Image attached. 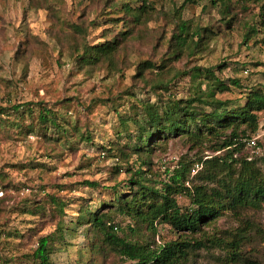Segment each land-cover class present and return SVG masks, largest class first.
Here are the masks:
<instances>
[{
    "label": "rangeland",
    "instance_id": "1",
    "mask_svg": "<svg viewBox=\"0 0 264 264\" xmlns=\"http://www.w3.org/2000/svg\"><path fill=\"white\" fill-rule=\"evenodd\" d=\"M143 1L148 6V20L141 26L134 25L124 5L134 10L144 5ZM259 5L253 0H232L237 21L227 27L229 18L219 15L210 0H0V108L20 104L17 117L29 116L30 110L33 121L42 107L40 103H44L65 130L57 140L50 130L44 136L34 131L0 137V264H34L32 253L37 240L45 236L56 238L50 264H130L120 263L110 251L92 255L84 239L88 225L74 224L82 199L94 211L103 208L104 201H112L113 186L120 192L127 191V175L123 171L116 174V160L103 159L100 149L124 144L123 123L134 130L128 118L144 102L193 99L192 107L209 114L222 110L216 109L214 100L226 102L231 110L245 104L250 90L264 92V27L258 23ZM181 6L182 20L201 28L209 26L212 35L204 41L200 53L191 59L172 61L169 68H211L226 90H213L210 80L194 75L176 78L167 91L153 90L155 75L162 73L147 69L143 77L138 75L139 63L159 65L162 58L169 57L165 44L172 14ZM79 18L92 24L85 35L88 44L98 48L106 45L107 55L88 70H81L72 62L64 41V36L70 35L69 26L79 24ZM252 27L258 31L245 41ZM128 29L133 35L125 33ZM117 34L121 36L117 38ZM260 118L264 119V111ZM74 121L81 131L90 132L92 143H80L72 134L69 126ZM165 141L166 150L155 149L152 164L141 169L142 175L159 187L160 181L170 177L181 161L190 168L195 162L191 180L200 169L198 158L204 160L223 153L212 151L216 140L199 147L174 135ZM243 154L256 160L264 171L262 149L255 152L244 144L234 156ZM84 181L96 182L98 187H85L81 183ZM49 195L63 197L66 207L51 202ZM176 199L183 209L190 206L187 197ZM241 217L251 222L241 256L254 264H264V207L248 210ZM113 221L122 229L118 236L152 241L151 233L130 218L114 215ZM240 226L234 214L224 211L204 227V232L212 238L229 240L231 232ZM153 237L159 244L174 240L177 235L170 227L157 225ZM225 256L226 251L215 243H204L188 264H226Z\"/></svg>",
    "mask_w": 264,
    "mask_h": 264
},
{
    "label": "trees",
    "instance_id": "2",
    "mask_svg": "<svg viewBox=\"0 0 264 264\" xmlns=\"http://www.w3.org/2000/svg\"><path fill=\"white\" fill-rule=\"evenodd\" d=\"M253 1L260 2L257 17L260 26L264 27V0ZM145 2L143 1L144 5L134 10L124 5L125 13L130 15L134 25L141 26L148 20L145 16L148 14V6ZM210 4L219 15L229 18L226 22L227 27L236 23L237 18L232 11V0H210ZM182 9L183 6L175 9L172 14V27L165 44L169 57L162 58L159 65L151 62L139 63L138 75L143 77L147 69L159 70L162 74L155 75L157 78L151 84L153 90L167 91L176 78L188 75L203 76L205 80H210L213 90H226L211 68L202 69L195 65L190 69L169 68L172 61L175 62L183 57L191 59L200 53L204 41L212 35L209 26L201 28L182 20L180 16ZM221 21L225 19L221 18ZM78 23L69 26L70 35L64 36V41L72 62L81 70H88L91 66L101 63L103 57L107 55L106 45L100 48L90 46L85 39L90 22L79 18ZM257 31L254 27L250 28L245 41ZM125 33L133 35L134 32L128 29ZM116 36L119 38L121 34ZM164 38L165 33L161 40ZM111 46L113 45L110 42L109 47ZM161 76L164 77L160 78ZM232 83L237 85L236 81ZM193 101V99L168 98L152 104L149 101L144 102L140 107L134 108L133 114L128 118V121L133 123L134 130L130 131L129 127L123 123L126 137L124 144L101 146L103 159H115L117 163L125 166L123 168L121 164L116 163L113 170L116 174L123 171L127 175L124 186L127 191L120 192L113 186L112 201L108 204L104 201V207L94 211L89 207L86 199H82L74 224L88 225L84 239L87 240L92 255L110 251L118 257L120 263L188 264L193 253L203 247L204 243H215L226 251V264H254L241 256V247L248 242L247 232L251 229V222L241 216L248 210L264 207V171L257 166L256 160L248 159V154L239 157L234 155L244 147V140L254 136L258 130L262 120L260 114L264 111V92L250 90L246 95L245 104L231 110L227 109L226 102L214 100L212 104L216 106V109L222 110L209 114L197 107H192ZM40 105L42 107L33 121L29 118L30 110H28L29 116L17 117L16 113L22 107L20 104L0 108V137L6 139L11 134H29L34 131L36 135L42 132L44 136L47 130H50V134L56 135L53 139L57 140L59 135L65 133L63 125L57 120L51 108H47L44 103ZM69 129L78 137L80 143H92L90 132L81 131L77 121H74ZM169 135L181 138L192 147H199L206 141L216 140L211 146L212 151H223V153L221 156L204 160L198 158L196 164L200 169L191 180L189 176L195 162L190 168L186 161H181L180 167L174 170L170 177L161 180L159 187L155 181L145 178L142 175L144 170L141 169L148 168L152 164L155 149L159 147L163 151L166 150L167 145L164 143ZM157 139L161 141L154 143ZM256 145L262 149L260 160L264 161V137L258 139ZM131 158H134V161L131 162ZM195 179L202 183H195ZM81 183L88 188L98 187L96 182ZM176 196L187 197L190 206L184 209L180 207ZM47 197L51 202H58L61 207H66L63 197L55 195ZM224 211L234 214L241 226L231 232L229 240L212 238L204 232V227L222 215ZM114 215L126 216L136 226L144 227L151 233L152 241L145 237L129 240L126 236H118L117 233L122 229L113 221ZM157 225L170 227L177 235L176 239L156 244L153 236L156 234ZM60 228L59 235L62 237V227ZM127 229L131 230L130 227ZM132 232L136 233L134 229ZM54 239L56 238L51 236L38 238L37 248L32 253L34 264H50Z\"/></svg>",
    "mask_w": 264,
    "mask_h": 264
},
{
    "label": "built area",
    "instance_id": "3",
    "mask_svg": "<svg viewBox=\"0 0 264 264\" xmlns=\"http://www.w3.org/2000/svg\"><path fill=\"white\" fill-rule=\"evenodd\" d=\"M262 137H264V119H262L261 122L259 123L256 134L251 138L244 140L245 145L248 146L253 151L258 152L259 148L257 147L256 142L258 139Z\"/></svg>",
    "mask_w": 264,
    "mask_h": 264
}]
</instances>
